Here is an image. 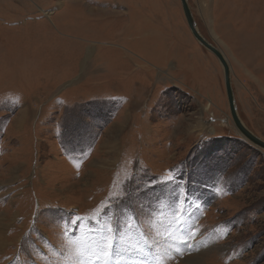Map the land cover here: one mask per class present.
Masks as SVG:
<instances>
[{
	"label": "rangeland",
	"instance_id": "374dc122",
	"mask_svg": "<svg viewBox=\"0 0 264 264\" xmlns=\"http://www.w3.org/2000/svg\"><path fill=\"white\" fill-rule=\"evenodd\" d=\"M188 3L264 141V0ZM191 257L264 264V150L181 1L0 0V264Z\"/></svg>",
	"mask_w": 264,
	"mask_h": 264
},
{
	"label": "water",
	"instance_id": "95a60500",
	"mask_svg": "<svg viewBox=\"0 0 264 264\" xmlns=\"http://www.w3.org/2000/svg\"><path fill=\"white\" fill-rule=\"evenodd\" d=\"M180 1H181L184 17L188 23V26L194 38L198 41V43L201 46H203L205 49H207L208 51H210L212 54L215 55V57L219 60L220 64L222 65L224 69L225 86H226V92H227V97H228L229 106H230V113H231L233 121L235 122L236 128L241 131L242 136L245 137L246 140H248L255 147L257 146L256 147L257 149L259 146L264 149V141L260 140V138H258L253 133L249 132L246 128H244L241 124V121L239 120L237 116L236 100L234 98V92L232 88L231 71H230L229 64L223 57L221 51L218 50L213 45H211L197 30V24H196V21L194 20L188 0H180Z\"/></svg>",
	"mask_w": 264,
	"mask_h": 264
},
{
	"label": "bare ground",
	"instance_id": "6f19581e",
	"mask_svg": "<svg viewBox=\"0 0 264 264\" xmlns=\"http://www.w3.org/2000/svg\"><path fill=\"white\" fill-rule=\"evenodd\" d=\"M207 7V6H206ZM194 20H195V18H194ZM189 27V26H188ZM190 29V28H189ZM197 30L199 31V29L197 28ZM146 36V35H145ZM36 45V44H35ZM222 53V52H221ZM222 55H223V53H222ZM223 57L225 58V56L223 55ZM225 60L227 61V59L225 58ZM227 63H228V61H227ZM229 64V63H228ZM237 116H238V118H239V120L241 121V119H240V117H239V115H238V110H237ZM235 123V122H234ZM241 124H242V126L244 127V128H246L245 126H244V124H243V122L241 121ZM122 128L124 127V125H122L121 126ZM241 129V128H240ZM247 129V128H246ZM118 130H119V128H118ZM239 132H240V135L242 136V133H241V131L239 130V129H237ZM118 132H120V131H118ZM114 136V135H113ZM243 137V136H242ZM244 139H245V137H243ZM261 140V139H260ZM112 144H117V142L115 143V142H113ZM114 146V145H113ZM257 147V146H256ZM259 149H261V150H264L263 148H261L260 146L258 147ZM118 149V148H117ZM112 152V151H111ZM112 159V158H111ZM110 161V160H109ZM113 161L111 160L110 161V164L112 163ZM106 165V164H105ZM100 167H102V166H100ZM103 168V167H102ZM188 260H187V264H199V259H200V257H195V259H198V260H195V259H193V257H191V258H187ZM190 260V261H189Z\"/></svg>",
	"mask_w": 264,
	"mask_h": 264
},
{
	"label": "snow or ice",
	"instance_id": "6c2138e0",
	"mask_svg": "<svg viewBox=\"0 0 264 264\" xmlns=\"http://www.w3.org/2000/svg\"><path fill=\"white\" fill-rule=\"evenodd\" d=\"M111 247H112V244L109 243L108 246H107V248H106V250H104V252H103V255H104L105 257H109V258H110V256H111V252L109 251V249H111Z\"/></svg>",
	"mask_w": 264,
	"mask_h": 264
},
{
	"label": "crops",
	"instance_id": "0c3cea01",
	"mask_svg": "<svg viewBox=\"0 0 264 264\" xmlns=\"http://www.w3.org/2000/svg\"><path fill=\"white\" fill-rule=\"evenodd\" d=\"M127 7H128V6H127ZM57 15H59V14H57ZM57 15H56V16H57ZM170 39H171V38H170ZM101 55H102V54H101ZM102 57H103V55H102ZM171 58H173V56H172V55H171Z\"/></svg>",
	"mask_w": 264,
	"mask_h": 264
}]
</instances>
